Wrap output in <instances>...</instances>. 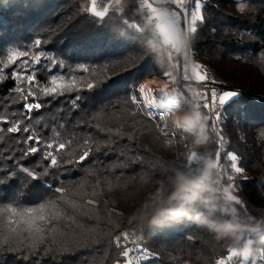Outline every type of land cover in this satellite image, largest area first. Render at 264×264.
Wrapping results in <instances>:
<instances>
[{"label":"trees","instance_id":"16d2710c","mask_svg":"<svg viewBox=\"0 0 264 264\" xmlns=\"http://www.w3.org/2000/svg\"><path fill=\"white\" fill-rule=\"evenodd\" d=\"M132 1L121 0L122 10L110 8L99 18L86 11L90 0H0V66L13 51L28 52L0 71V118L8 121L0 120V264H115L119 250L111 237L129 225L145 237L152 254L134 264H217L231 247H238L231 240H218L188 217L151 223L160 182L173 169L184 170L187 156L200 149L192 148L193 133L175 128L172 116L166 117L170 136L165 137L157 127L163 121L156 110L149 117L143 105L131 101L132 95L141 98L137 85L173 71L156 43L145 42L143 34L124 23L144 27ZM202 4L205 20L198 21L197 32L189 36L193 56L222 79V92L238 93L221 107L216 121L226 134L230 154L237 156L235 163L243 169L231 180L240 204L230 207L239 214L237 221L252 229L240 244L252 241L264 250V228L256 230L264 219V0ZM42 53L40 63L33 65L37 83L45 85L53 74L64 72L77 78L81 90L55 98L38 93L42 108L26 118L24 101L15 91L24 85L12 73L21 60ZM87 82L96 86L87 90ZM12 122H19L20 132H7ZM24 127L45 140L66 143L57 156L58 166H50L39 152L22 155L29 146L24 143L28 135ZM89 149L88 158L77 163ZM195 160L205 158L197 153ZM24 168L38 178L32 179ZM217 179L220 193L214 195L223 198L225 185ZM58 186L68 189L57 202L71 221L43 225L42 242L14 234L10 209L55 201ZM87 200L96 203L87 205ZM222 202L216 218L233 220L232 212L222 211ZM197 210L207 211L203 204ZM253 257L255 264H264L258 255Z\"/></svg>","mask_w":264,"mask_h":264},{"label":"snow or ice","instance_id":"6c2138e0","mask_svg":"<svg viewBox=\"0 0 264 264\" xmlns=\"http://www.w3.org/2000/svg\"><path fill=\"white\" fill-rule=\"evenodd\" d=\"M121 0H114V3L110 2L105 5L102 9L98 10V0H90V6L86 11L92 13L95 17L103 18L109 8H117L120 5ZM203 4L202 0H139V11H141L144 16L143 19L146 21L144 27L139 24L131 23L129 24L127 20L124 21L128 24L130 28L136 29L142 35V39L149 43L154 44L159 42L163 44L167 49V58L170 63H172L173 70L179 69L180 79L186 83L183 84L181 89L174 88L169 91L168 84H164L155 90L148 87L147 84L141 83L137 85V91L141 94L140 100H137L136 95L131 96V101L138 107L143 105L144 112L149 117H153L154 107L160 108L164 107L160 103L161 96H174L177 93H181L185 98V104L167 109L161 113H157L160 119L163 121V126L157 125L160 128L161 133L165 137H169L170 133L168 131L169 124L166 117H170L176 113L182 112L183 110H188L191 112L192 118L185 125L175 124V128L183 129L186 132L193 133L196 135L195 143L198 145H203L207 142L206 136V121L211 118L213 129L216 127V121L220 119V113L218 112L219 106L226 105L233 98L238 96L235 91H224L222 93H217V91L212 88H208L209 76L203 66L199 63L189 64L187 59V54L185 53L179 60H174V54L180 55L181 49L186 47V38L189 33H196L197 28L194 25L199 22H204L205 16L202 14ZM147 33V34H145ZM35 44L39 46L41 44L40 40H36ZM42 55H32L29 59L21 60V63L17 65V68L13 71V77L19 82V84L24 85L23 87H17L15 91L19 93V99L24 101L22 111L30 114L33 109L40 110L42 108L41 103L36 99L39 93L42 96H52L58 97L65 95L66 93H71L72 91H80L77 78L73 75L60 72L59 74H53L50 81L41 85L37 83V78L35 75L36 69L33 65L40 63ZM28 56L27 51L11 52L7 61L0 66V71L9 65L15 64L17 60L21 57ZM31 61V62H30ZM54 63V62H53ZM51 71V69H49ZM81 70L85 73L89 72V68L86 66H81ZM95 71V69H93ZM162 78L166 80H171L173 83L177 81V77L173 75L172 71H164L162 73ZM194 85H202L204 91L198 92ZM96 85L92 82H87V90H92ZM29 97L33 98L32 103H28ZM80 97L77 96L71 101L75 105L76 100ZM13 102H16L15 100ZM201 110H206L203 115H201ZM208 112L212 113L209 117ZM3 123H8L7 120L0 118ZM3 131V129H0ZM21 131L19 122H12L11 126L7 128L9 133H18ZM23 132L28 133L24 137V143L29 145L23 148L22 155L29 156L35 155L36 153H41L42 158L49 161L50 166H58L57 156L60 154L61 150L66 148V143H56L55 140H45L41 136L34 134L30 131L29 127H24ZM175 136L176 133H171ZM219 141L222 143L224 140L223 135L217 133ZM91 149L84 151L79 157L77 163L83 162L90 155ZM197 157V152L192 151L190 155L187 156L186 161L191 163ZM211 159L216 161V172L219 178L220 176V153L215 152V156L210 155ZM228 158L232 163L230 168L236 173H242L243 169L235 163L237 161V156L233 154H228ZM65 164L72 163V161H64ZM32 179H37L38 177L30 172L27 168L23 169ZM201 168L195 175L200 173ZM227 179H231L228 176ZM50 187V186H49ZM55 193L60 194L55 201L49 203H41L39 206H28L21 210H17L16 207H12L10 212L12 214V219L9 220V227L12 232L18 236H22L29 240H39L43 241L46 235V230L43 225L51 224L53 220L67 219L71 221V216L68 214L66 208L59 206L57 201L64 199V193L68 189L64 187H56L54 189ZM226 195L223 198L222 204L227 208V212H234L235 208L230 207L231 205H238L240 201L237 200L235 195L229 193L227 188L223 189ZM94 200H87V205H95ZM69 206L76 207L69 202ZM224 211V209H222ZM87 215V212L84 213ZM168 220L162 222H168ZM162 223H152V225L162 224ZM19 225V228L17 227ZM22 229L23 231H20ZM54 231V230H53ZM27 234V235H25ZM116 249L119 250V257L115 264H134V261H139L141 259H147L152 254L147 248L142 247V239L138 240L134 236L130 238V231H121L119 235H116L113 241ZM131 245V246H130ZM236 247L233 246L229 249V253L226 258H222L217 261V264H231L234 259H239L240 264H248L249 260H253L255 264V257L249 255H240L235 251ZM259 259L264 261V253L258 254Z\"/></svg>","mask_w":264,"mask_h":264},{"label":"clouds","instance_id":"9594fccd","mask_svg":"<svg viewBox=\"0 0 264 264\" xmlns=\"http://www.w3.org/2000/svg\"><path fill=\"white\" fill-rule=\"evenodd\" d=\"M191 118L190 111L179 112L174 114L173 121L177 125H185ZM218 193L220 188L216 161L210 157L203 161L201 171L196 176H189L183 170L173 169L172 174L165 181L160 182V188L153 198L156 212L151 223H162L169 218L188 217L199 227L214 234L218 240L228 239L238 245L235 251L240 255L254 256L264 253V250L254 247L252 241L240 244L244 233L252 230L251 226L242 221L216 218L217 213L221 211V197L214 195ZM198 204H203L207 211L199 212ZM224 211H228L226 207ZM232 214L235 215V211ZM133 219H142V217L134 216ZM261 228H264V219L258 221L256 230Z\"/></svg>","mask_w":264,"mask_h":264},{"label":"built area","instance_id":"2783aa9c","mask_svg":"<svg viewBox=\"0 0 264 264\" xmlns=\"http://www.w3.org/2000/svg\"><path fill=\"white\" fill-rule=\"evenodd\" d=\"M113 1L114 0H111V2H113ZM204 1L207 2L209 0H204ZM109 2H110V0H98V10L102 9ZM132 3H134V6H135V9L137 12V14H136L137 17H139V20L142 23V25L145 26L146 21L143 19L144 14L141 11H139V0H133ZM118 8H119V11L122 10L121 6H119ZM189 36H190V33L188 34V36L186 38V47L183 48V51L181 52L180 55L174 54V60H179L186 53L189 64L197 63L195 60V57L193 56V50L191 47V43L189 42V40H190ZM156 44L162 49L163 57H165L168 64L172 67V63H170L168 58H167L166 47L159 42H156ZM203 68H204V70L207 71L208 76H209L208 88L209 89L214 88L217 91V93H222V91H223L222 90L223 89L222 88L223 82L221 81L222 79L220 77H218L216 74H214L213 72H211L209 69H207L205 66H203ZM171 69L173 70V67ZM173 75H175L177 77V81L175 83H173L171 80H170V82L168 80H166V81H168L174 88L183 90L182 86L186 82H184L180 79L179 69L173 70ZM194 87L196 88V91H198V92L204 91V88L202 87V85H194ZM251 98H252V100L257 101L256 97L251 96ZM185 102H186V98L180 93V95L177 97V103H176L177 106H181V105L185 104ZM221 107H223V106H219V108H218L219 113L221 112ZM183 111L186 112L188 110H183ZM205 111L206 110H201V115H203ZM160 112H162V110H160ZM208 115H209V117H211L212 113L208 112ZM173 116L174 115H172V117ZM217 133H219L220 135H223L224 140L222 143L219 141ZM205 134L208 138L207 142L203 145L196 144L195 140L197 137L195 135L194 136V142L192 144V148L196 147V148L201 150V149L207 148L208 145H212L213 148L210 150L211 153L209 154V156L210 155L215 156L216 151H218L220 153V166L221 167H220L219 179L221 180L222 184L225 185V188H227L229 190V193L232 195H235V193L233 191L236 192V189L232 186L231 180L236 177V173L233 169L230 168V164L232 163V161H230L228 158V154L230 153V151H229L230 147H229L228 139L225 136L226 134L222 129L221 130L218 129L217 126L215 127V129H213L211 118L208 121H206V133ZM195 151L197 153H200V152H198V150H195ZM205 159H207V158H205ZM202 165H203V161L195 160V161H192L191 163L187 164L186 165L187 167H185V169L183 171L188 173L189 175H195V174H197L198 170L202 167ZM228 176H231L230 180L227 179ZM235 196H236V198H239V196H237V195H235ZM235 213L236 214L233 215L234 216L233 220H235V217L236 216L238 217V215H239L237 212H235ZM124 230L130 231V238H132L134 236L138 240L142 239L143 243L141 246L144 247L143 245L146 242L145 237H143L142 235L135 236L132 229L127 228V229H122L121 231H124ZM121 231H117V232H115L114 235H112V237H111L112 241H114L115 236L119 235Z\"/></svg>","mask_w":264,"mask_h":264},{"label":"bare ground","instance_id":"6f19581e","mask_svg":"<svg viewBox=\"0 0 264 264\" xmlns=\"http://www.w3.org/2000/svg\"><path fill=\"white\" fill-rule=\"evenodd\" d=\"M145 84H147L149 88L155 90V89H157L159 87H162L164 84H166V82H163L162 80H158V79L154 78V79H151V80L147 81ZM168 86H170V85H168ZM170 91H171V89H170ZM179 95H180V93H177L174 96H161L159 98L160 99V103L164 107H160V108L154 107V108L158 109V110H160V109H164V110L166 109L167 110V109H170V108L178 107L176 103H177V97ZM182 112H184V111H182ZM212 148H213V146H212ZM233 217L234 216L232 215V218ZM235 220L237 221V216L235 217ZM124 229H127V227H125Z\"/></svg>","mask_w":264,"mask_h":264},{"label":"rangeland","instance_id":"374dc122","mask_svg":"<svg viewBox=\"0 0 264 264\" xmlns=\"http://www.w3.org/2000/svg\"><path fill=\"white\" fill-rule=\"evenodd\" d=\"M173 72V71H172ZM155 78V77H154ZM153 79V78H152ZM158 79V78H157ZM150 80V79H149ZM160 80H162L163 82H166V84H168V85H170L169 86V91H170V89L172 90V89H174L173 87H172V85L168 82V81H166V79H160ZM148 81V80H147ZM155 109V108H154ZM156 110V109H155ZM160 110H162V112H163V110L164 109H160ZM160 110H156V112H160ZM166 110V109H165ZM164 110V111H165ZM234 193H235V195H237V192H235V191H233ZM128 229H132L133 230V232H134V235L135 236H137L136 234H135V230H134V228H133V226H131V225H129L128 227H127ZM112 243H113V241H112ZM144 248H147V245H146V242L144 243ZM148 249V248H147ZM149 250V249H148ZM150 251V250H149ZM141 260H143V259H141ZM140 261V260H139ZM231 264H235V261H232L231 262ZM240 264V263H239Z\"/></svg>","mask_w":264,"mask_h":264},{"label":"water","instance_id":"95a60500","mask_svg":"<svg viewBox=\"0 0 264 264\" xmlns=\"http://www.w3.org/2000/svg\"><path fill=\"white\" fill-rule=\"evenodd\" d=\"M212 149V146L211 145H208L207 148L205 149H201L199 150V154L203 157V158H208L209 157V154L211 153L210 150Z\"/></svg>","mask_w":264,"mask_h":264},{"label":"crops","instance_id":"0c3cea01","mask_svg":"<svg viewBox=\"0 0 264 264\" xmlns=\"http://www.w3.org/2000/svg\"><path fill=\"white\" fill-rule=\"evenodd\" d=\"M154 109V108H153ZM156 110H158V109H156Z\"/></svg>","mask_w":264,"mask_h":264}]
</instances>
